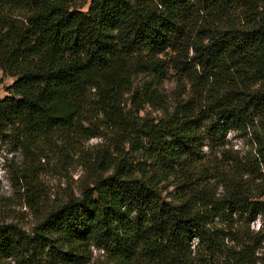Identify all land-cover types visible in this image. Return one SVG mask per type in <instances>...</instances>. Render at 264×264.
I'll return each mask as SVG.
<instances>
[{
  "label": "trees",
  "instance_id": "1",
  "mask_svg": "<svg viewBox=\"0 0 264 264\" xmlns=\"http://www.w3.org/2000/svg\"><path fill=\"white\" fill-rule=\"evenodd\" d=\"M0 70L16 78L0 132L26 150L36 215L30 232L0 224V264H92V246L103 264H264V0H0ZM235 122L245 151L206 143ZM53 144L87 180L47 204Z\"/></svg>",
  "mask_w": 264,
  "mask_h": 264
},
{
  "label": "rangeland",
  "instance_id": "2",
  "mask_svg": "<svg viewBox=\"0 0 264 264\" xmlns=\"http://www.w3.org/2000/svg\"><path fill=\"white\" fill-rule=\"evenodd\" d=\"M86 8L87 5L85 6ZM0 77L2 78L0 98L12 95L10 86L16 78L5 74L2 70H0ZM146 79L143 75L137 76L133 80V87L141 86ZM164 87L171 103V99L177 91L175 79L170 78L165 80ZM125 104L127 107L130 106L129 95L125 96ZM160 113V109L150 107L149 105H145L144 110L141 111L142 115L149 117H158ZM214 136H217V134ZM221 138L225 142L224 146L220 143L218 145L213 139H206V143L215 146L214 150H219L226 146L245 151L250 145V128L235 122L231 128L224 132ZM101 141V138H92L84 143V149H92ZM207 149L208 146L203 147L204 151H207ZM45 151L49 153V161L48 158H41L39 179L43 183L47 193L45 198L46 203L52 204L71 192L79 194L80 187L87 180L84 167L80 164L81 159L79 155L72 152L66 162H63L60 160L59 148L55 147L54 144L53 146L46 147ZM140 157L138 155L136 159H140ZM28 162L29 158H27L26 150L22 147L21 143L11 134H2L0 132V224L3 222L16 224L23 230L30 232L36 223V215L26 205L23 196L24 190L20 188L21 183L18 184V173ZM160 198L164 201L175 200V187L172 182L167 181L161 184ZM259 224L260 221L257 219L252 223V227L256 229ZM90 249L92 251L91 263L103 264L105 257L102 250L94 246ZM10 264H15V262L11 261ZM219 264H223V262L220 261Z\"/></svg>",
  "mask_w": 264,
  "mask_h": 264
}]
</instances>
